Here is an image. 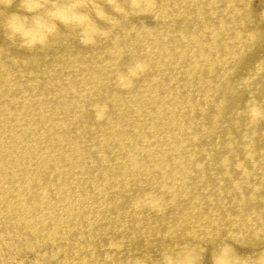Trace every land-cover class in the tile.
<instances>
[{"label": "bare ground", "instance_id": "6f19581e", "mask_svg": "<svg viewBox=\"0 0 264 264\" xmlns=\"http://www.w3.org/2000/svg\"><path fill=\"white\" fill-rule=\"evenodd\" d=\"M50 2L0 0V264L264 257V0Z\"/></svg>", "mask_w": 264, "mask_h": 264}, {"label": "clouds", "instance_id": "9594fccd", "mask_svg": "<svg viewBox=\"0 0 264 264\" xmlns=\"http://www.w3.org/2000/svg\"><path fill=\"white\" fill-rule=\"evenodd\" d=\"M21 3L24 9L29 12L35 11L40 8V4L33 2V0H21ZM9 29L13 34H15V32L17 31L16 25L14 23L9 24ZM189 255L190 254L184 253L181 254L180 258H177L175 256L169 257L166 255L162 259L161 264H197L195 258H192L191 260L188 259ZM218 264H223V261H219ZM255 264H264V257L259 258L255 262Z\"/></svg>", "mask_w": 264, "mask_h": 264}, {"label": "snow or ice", "instance_id": "6c2138e0", "mask_svg": "<svg viewBox=\"0 0 264 264\" xmlns=\"http://www.w3.org/2000/svg\"><path fill=\"white\" fill-rule=\"evenodd\" d=\"M35 3L40 4V8H54L55 5L50 2V0H33Z\"/></svg>", "mask_w": 264, "mask_h": 264}]
</instances>
